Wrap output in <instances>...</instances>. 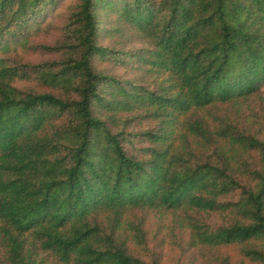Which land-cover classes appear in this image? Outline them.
<instances>
[{
    "label": "trees",
    "instance_id": "trees-1",
    "mask_svg": "<svg viewBox=\"0 0 264 264\" xmlns=\"http://www.w3.org/2000/svg\"><path fill=\"white\" fill-rule=\"evenodd\" d=\"M259 99L264 0H0V264H264Z\"/></svg>",
    "mask_w": 264,
    "mask_h": 264
},
{
    "label": "rangeland",
    "instance_id": "rangeland-1",
    "mask_svg": "<svg viewBox=\"0 0 264 264\" xmlns=\"http://www.w3.org/2000/svg\"><path fill=\"white\" fill-rule=\"evenodd\" d=\"M60 24H58V28H59ZM57 34H59L58 29L56 28L53 32L52 35L48 37H44L42 38V42H49V40H54L57 37ZM47 38V39H46ZM35 57L32 56L31 59H34ZM36 58H38L39 60L42 59H50L51 56L47 55V54H43V55H38L36 56ZM261 107H264V99L263 100H254L252 101V103L250 104V107H247V110L251 112H254L255 109H260ZM226 253H228L232 259L236 260L237 259V251L235 250V248H230L228 250H226ZM179 256V250L177 248H170L166 251L165 254V258H164V264H177V257ZM191 258H187L186 259V263L188 262L189 264V260Z\"/></svg>",
    "mask_w": 264,
    "mask_h": 264
}]
</instances>
